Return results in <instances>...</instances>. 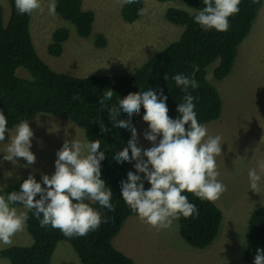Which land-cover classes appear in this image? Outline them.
I'll return each instance as SVG.
<instances>
[{
  "label": "trees",
  "instance_id": "trees-1",
  "mask_svg": "<svg viewBox=\"0 0 264 264\" xmlns=\"http://www.w3.org/2000/svg\"><path fill=\"white\" fill-rule=\"evenodd\" d=\"M182 1L192 8V13L178 7L165 10L167 20L183 26L177 39L148 56L130 73L87 76H75L52 69L35 50L29 31L31 15H18L14 0H7L10 12L7 22L3 23L0 4V111L8 119L9 130L21 120H29L34 114L45 112L62 116L80 126L85 139H100L101 149L106 154L101 177L113 192L111 204L115 209L109 213L98 204L92 205L109 222L87 236L78 238L65 237L59 229L40 227L38 220L29 213L26 230L32 238L31 242L4 246L0 250V258H6L10 264H50L56 243L66 240L77 254L79 264H135L111 241L125 218L136 215L120 197L121 180L126 178L128 171L134 170V162L118 167L112 159L115 153L126 148L130 134L112 126L108 111L100 109L99 98L109 88L114 92L109 103L116 105L119 97L124 98L130 93L138 95L149 87L163 89L167 96L168 114L174 118L184 93L172 77L177 73L194 75L200 86L189 91L197 97L194 103L198 122L203 125L217 119L222 110L221 96L208 80L206 67L217 61L212 68V75L218 80L231 71L238 47L250 32L258 9L264 4V0L257 3L242 0L240 12L229 18L230 28L227 32H205L193 21V15L203 7L202 0ZM143 8L144 0H139L138 4L120 7V15L124 21L132 22L140 17L138 10ZM56 13L72 23L80 37L86 38L92 33L95 13L93 9L84 7L83 0H58ZM68 35L66 27L54 29L51 41L46 46L47 52L59 56ZM94 38L95 45H105L103 34L96 33ZM17 67L24 68L28 75H18ZM143 112L141 107L140 113L131 121L133 127ZM118 119H126V116L122 115ZM97 121L111 128V132L102 133ZM23 180L18 178L1 187L3 190L0 195L7 196L11 191H18ZM145 187H148L147 183ZM185 194L191 203L197 205L199 215L187 219L181 217L177 221L178 233L188 245L203 248L218 232L221 211L214 202L202 201L192 193ZM246 229L247 242L242 256L246 262L253 264L257 248H264V205L250 211Z\"/></svg>",
  "mask_w": 264,
  "mask_h": 264
},
{
  "label": "rangeland",
  "instance_id": "rangeland-1",
  "mask_svg": "<svg viewBox=\"0 0 264 264\" xmlns=\"http://www.w3.org/2000/svg\"><path fill=\"white\" fill-rule=\"evenodd\" d=\"M0 4L2 20L6 23L9 4L7 0H0ZM47 4V0H42L43 12L36 11L30 17L29 31L35 50L52 69L75 76L130 73L148 56L177 39L183 30L182 25L166 19L168 7L193 12L182 0H144V14L127 22L120 15L117 0H84V7L94 10L95 20L92 33L83 38L77 34L75 26L59 14L49 15ZM58 27H66L69 35L63 42L62 53L53 56L46 46L51 41L52 31ZM96 33L105 37L104 46L95 45ZM216 63H210L206 71L208 80L221 96L222 110L217 119L203 125L209 134L220 135L223 142L222 154L216 161L218 180L227 186V190L214 202L221 211L218 232L207 246L196 248L180 237L177 221L170 229L157 231L137 215H130L111 241L135 264H250L242 256L247 242L248 217L254 207L264 205V182L258 193L249 188L248 178L249 169H258V164L264 162V4L238 47L231 71L219 80L212 75ZM16 73L28 75L22 67H17ZM28 123L34 132L31 151L36 155L45 153L55 158L65 139H85L83 129L62 116L38 112ZM134 127L138 134L146 130L142 116ZM3 143L6 148V140ZM139 143L145 148L151 146L142 135ZM24 163L23 158H18V163L7 165L8 171L0 175V188L13 183L16 177L25 179L28 170L37 168L41 171L38 163L28 170L21 166ZM53 171L54 163L43 174L50 175ZM40 177L36 179L40 180ZM17 209L23 210L21 205ZM31 240L25 228L13 237V244H29ZM0 264L10 262L0 258ZM50 264H79V260L71 244L59 240Z\"/></svg>",
  "mask_w": 264,
  "mask_h": 264
},
{
  "label": "clouds",
  "instance_id": "clouds-1",
  "mask_svg": "<svg viewBox=\"0 0 264 264\" xmlns=\"http://www.w3.org/2000/svg\"><path fill=\"white\" fill-rule=\"evenodd\" d=\"M117 2L123 8L138 4L139 0ZM14 3L18 15L44 10L42 0H14ZM241 3L242 0H202L203 7L193 15V21L205 32H227L229 18L240 12ZM57 6L58 0H48V14L56 15ZM138 13L143 15L144 9H139ZM172 79L184 93L174 118L168 114L163 89L149 87L138 95L130 93L119 97L116 105H110L114 92L108 88L98 101L100 109L108 111L112 126L130 134L126 148L112 157L118 167L134 162L135 171H128L121 180L120 197L143 223L157 231L170 229L181 217L199 215L197 205L191 203L185 193H192L202 201L215 202L227 190L218 180L216 161L222 154V137L209 134L208 128L198 122L194 103L197 97L189 91L200 85L194 75L177 73ZM141 107L147 128L138 134L131 121ZM122 115L126 119H118ZM97 122L102 133L111 132V128ZM6 133H9L8 119L0 111V143L5 142ZM140 135L150 147L139 143ZM33 137L28 120L18 122L10 143L0 150L4 153L3 159L16 164L18 158H23L22 167L34 165ZM105 156L100 139H65L55 154L54 171L50 175L41 173L37 180L30 173L18 191L0 195V250L11 246L13 237L25 230L29 213L40 227L59 229L68 238L85 237L108 223V218L92 207L98 204L109 213L115 211L111 204L113 192L101 177ZM258 169H249L248 178L249 188L259 193L264 182V162L258 164ZM14 205H21L23 210ZM253 264H264V248H257Z\"/></svg>",
  "mask_w": 264,
  "mask_h": 264
},
{
  "label": "crops",
  "instance_id": "crops-1",
  "mask_svg": "<svg viewBox=\"0 0 264 264\" xmlns=\"http://www.w3.org/2000/svg\"><path fill=\"white\" fill-rule=\"evenodd\" d=\"M84 1V0H83ZM84 5V4H83ZM86 8H91V7H86ZM92 9V8H91ZM15 128V127H14ZM13 128V130H15ZM12 130V131H13ZM11 131V129L9 130V133L7 134H5V136H6V147H7V144L8 143H10V140H11V133H12V131ZM3 149H6L5 148V144L4 143H0V150H3ZM34 154L36 155V153L34 152ZM3 152L2 151H0V160H1V158H2V162H3V167L2 168H0V175H2V174H4V173H6L8 170H7V165L10 163V161H7V160H4L3 159ZM44 158V159H43ZM54 160H55V158L54 157H48L47 156V154H45V153H39V154H37L36 155V162L35 163H38L39 164V168L41 169V173H43V172H46V170L49 168V167H51V165L54 163ZM4 163H5V165H4ZM27 168V170H28V167H26ZM39 172V170L37 169V168H35V170H33V171H31V172H29V170H28V172H27V176L31 173V174H33L34 176H35V178H38V177H40L41 176V173ZM19 177H16V179H18ZM23 178V177H22ZM27 178V177H26ZM25 178V179H26ZM16 179H14V180H16Z\"/></svg>",
  "mask_w": 264,
  "mask_h": 264
}]
</instances>
